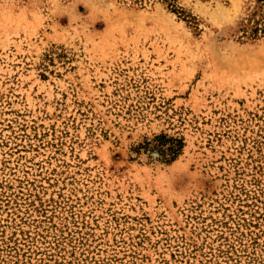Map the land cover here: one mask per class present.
<instances>
[{
  "label": "rangeland",
  "instance_id": "obj_1",
  "mask_svg": "<svg viewBox=\"0 0 264 264\" xmlns=\"http://www.w3.org/2000/svg\"><path fill=\"white\" fill-rule=\"evenodd\" d=\"M254 0H0V264H264Z\"/></svg>",
  "mask_w": 264,
  "mask_h": 264
},
{
  "label": "trees",
  "instance_id": "obj_2",
  "mask_svg": "<svg viewBox=\"0 0 264 264\" xmlns=\"http://www.w3.org/2000/svg\"><path fill=\"white\" fill-rule=\"evenodd\" d=\"M141 2L142 0H133ZM175 7V0H168ZM242 30L244 36L249 39H257L264 36V0H254L249 9V15L243 22Z\"/></svg>",
  "mask_w": 264,
  "mask_h": 264
}]
</instances>
